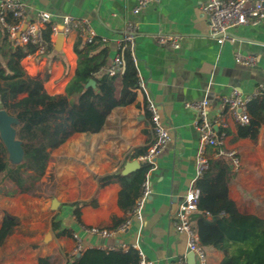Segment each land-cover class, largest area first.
<instances>
[{
    "label": "crops",
    "instance_id": "obj_1",
    "mask_svg": "<svg viewBox=\"0 0 264 264\" xmlns=\"http://www.w3.org/2000/svg\"><path fill=\"white\" fill-rule=\"evenodd\" d=\"M22 1L30 8V14L45 10L54 21L63 15L86 21L98 36L108 39L102 44L108 51L107 65L116 54L115 38L121 32V20L136 24L134 66L137 77L157 106L160 119L168 128L170 142L150 169L151 195L144 204L142 222L132 220L124 233L102 238L85 233L80 226L113 230L126 214L117 204L120 187L111 184L99 189L94 176L120 171L124 162L137 161L140 155L131 158L136 150L146 149L150 144V127L147 116L142 113L144 102L136 96L134 103L114 108L98 133L72 135L51 152L47 167L51 195L5 196L0 192V223L4 215L17 219V225L7 239L18 233L16 247L11 251L3 250V253L14 255L2 256L0 264H37L38 258L51 256L54 264H65L86 250L126 253L129 248H117L116 245L121 243L136 244L145 260L153 264H176L179 258L187 264H199L187 251L185 235L176 233L173 227L175 206L195 179L199 151L198 133L193 126L196 114L185 110L183 104L206 98L214 111L220 98L234 88L250 92L258 85L264 87V20L256 27L231 30L234 41L218 44L209 35L207 19L201 11L206 0H158L138 16L131 13L136 0ZM112 14H117V18ZM159 31L180 36V47L172 50L158 45L155 35ZM237 52L255 56V66L237 64L234 61ZM71 53L61 50L65 66L60 61L51 63L49 82L45 85L47 94L64 93L77 65V57ZM55 70L58 73L54 74ZM226 121L224 149L237 152L241 167L242 162L259 167V179L250 183L257 182L258 189L264 193V124L253 141L237 138L238 127L230 118L226 117ZM207 156L213 158V150L209 149ZM233 172L228 187L229 199L240 213L264 220V211L251 209L254 203L248 191L254 185H240L241 176L236 174L239 170ZM44 181L45 177L41 182ZM91 199H95L96 204L79 209L77 218L74 204ZM63 230L68 235L56 236ZM72 233L80 239L79 252L75 251ZM10 244L11 239L6 247ZM204 252V264H219V253Z\"/></svg>",
    "mask_w": 264,
    "mask_h": 264
},
{
    "label": "trees",
    "instance_id": "obj_2",
    "mask_svg": "<svg viewBox=\"0 0 264 264\" xmlns=\"http://www.w3.org/2000/svg\"><path fill=\"white\" fill-rule=\"evenodd\" d=\"M49 39V30L44 31ZM77 65L63 94L49 95L43 89L53 62L64 65L60 53L49 47L48 60L42 77H30L21 67V60L33 53L35 47H12L7 33L0 27V105L17 121L13 125L15 138L22 148V160L11 165L5 175L6 150L0 141V192L5 196L30 194L40 196L41 180L46 174L52 150L64 144L72 135L98 133L110 112L117 107L134 103L137 85L136 68L125 55L122 74L108 77L100 69L107 67L108 51L100 41L74 42ZM65 66V65H64ZM89 81L93 85L87 86ZM250 120L246 126L237 128V138L256 140L259 127L264 124V99L257 97L248 106ZM138 149L131 158L144 154ZM147 167L121 175L120 171L103 176H94L99 189L111 184L120 187L117 204L124 212L129 211L138 198L140 184ZM234 177L231 161L224 157L209 158L207 169L194 182L198 190L197 210L191 216L204 251L221 255L219 264H264V220L254 215L242 214L228 197V187ZM95 199L78 202L79 209L94 206ZM17 219L4 215L0 223V247L12 234ZM55 228V226H53ZM66 236V230L56 236ZM136 250L99 251L86 250L76 259L65 264H138ZM51 257L38 258L37 264H54Z\"/></svg>",
    "mask_w": 264,
    "mask_h": 264
},
{
    "label": "built area",
    "instance_id": "obj_3",
    "mask_svg": "<svg viewBox=\"0 0 264 264\" xmlns=\"http://www.w3.org/2000/svg\"><path fill=\"white\" fill-rule=\"evenodd\" d=\"M158 0H136L131 9L134 16L140 15L146 8L154 5ZM202 14L207 19L209 35L216 39L218 44L234 41L230 31L240 27H256L264 20V0H206L201 7ZM117 18V14H112ZM0 27L5 30L12 47H35L33 53L26 55L20 62L24 72L30 77H42L43 68L48 60L49 47H53L55 38L62 35L60 50L74 53V42L79 38L85 44L95 41L106 43V37H100L86 22L75 17L63 15L54 21L53 16L45 10H37L30 14V8L22 0H0ZM49 30V39H44V31ZM137 31L136 24L121 20V32L115 38L116 54L110 64L100 69L108 77L122 74L125 69V55L127 54L133 64L134 38ZM155 41L160 46H166L172 50L180 47L181 38L174 34H164L159 31L155 35ZM71 53V54H72ZM75 55V53H74ZM76 56V55H75ZM234 61L243 67H253L257 58L252 55L234 54ZM43 83L45 90V84ZM133 92L143 100L142 113L147 116L151 132V142L144 154L137 158L138 164L147 167L144 178L140 184L138 198L134 206L125 212V219L113 230H105L96 227L80 226L85 233L102 238H109L115 234L124 233L132 223V220L142 222V211L146 200L151 195L149 172L155 159L164 151L170 142L168 128L160 119L157 106L148 97L143 82L138 79ZM264 99V87L258 85L250 92H244L234 88L219 100L218 107L213 111L206 98L188 101L183 104L185 110L196 114L193 126L198 133L199 151L196 156L195 179L185 192L174 212L173 227L176 233L186 237L187 251L196 257L199 264L205 263V252L199 243V238L191 224V216L197 210L198 190L194 187L196 179L200 178L207 169V151L213 150V158L224 157L231 161L232 170L238 171L241 162L235 150L224 149L225 130L228 128L226 117L230 118L237 127L246 126L250 120L248 106L257 98ZM76 242L75 251L79 252L81 243L79 237L71 234ZM120 249H133L138 254V264H153L145 260L143 253L136 244H117ZM176 264H187L179 258Z\"/></svg>",
    "mask_w": 264,
    "mask_h": 264
},
{
    "label": "rangeland",
    "instance_id": "obj_4",
    "mask_svg": "<svg viewBox=\"0 0 264 264\" xmlns=\"http://www.w3.org/2000/svg\"><path fill=\"white\" fill-rule=\"evenodd\" d=\"M60 53H61V50H60ZM56 73H58L57 70L54 71V74H56ZM43 74H44V72L42 73V76H43ZM58 94H55V95H58ZM6 159H7V161H6L7 162L6 170L2 173V175H5V173L11 167V165H13L9 161L7 153H6ZM250 165L251 164H249L247 162L246 163L242 162V167H241V169H239V172H237L236 174L241 176L240 185H243V186H246V187H249V186L251 187V185H254V187L252 186L251 189L248 191V194H249L248 196L251 197L252 203H254V206H252L251 209L256 211V212H260L261 213V212L264 211V196H262L264 193L260 192L261 190L258 189L257 182L256 183L254 182L252 184L250 183V181H254V180L259 179L261 173H260V169H259L258 166H250ZM49 172H50L49 170H48V172L46 171V174L44 175L45 181L41 182V184H40V194L45 195V196L51 195V191H52L51 183H50V177H49L50 173ZM238 187L239 186H237V189H238ZM242 200H243V202H246L245 199H242ZM249 200H250V198H249ZM242 207L246 208V207H244V204H242ZM17 235H18V233L15 234L14 237L10 238L11 239V244L8 247H6V243H8L10 239L9 240L7 239L5 241V243L3 244V246L0 247V258H2V256H5V255H14V253H12V254L3 253V250L8 248V250L11 251V248H15L16 247L15 244L18 243L17 242ZM12 238L15 239V240H13ZM17 250H19L18 247H17Z\"/></svg>",
    "mask_w": 264,
    "mask_h": 264
},
{
    "label": "water",
    "instance_id": "obj_5",
    "mask_svg": "<svg viewBox=\"0 0 264 264\" xmlns=\"http://www.w3.org/2000/svg\"><path fill=\"white\" fill-rule=\"evenodd\" d=\"M61 44H62V35L59 34L58 36H56L53 45V50L56 53H60ZM89 85H93V81H89L87 86ZM16 123L17 121L15 120V118L10 116L5 110H3L2 106L0 105V141L2 142L6 150L9 161L13 165L20 163L23 156L21 145L15 138V130L13 128V125ZM139 169H140V165L136 160L126 161L122 165L120 174L127 175ZM78 256L79 254H77V257Z\"/></svg>",
    "mask_w": 264,
    "mask_h": 264
}]
</instances>
